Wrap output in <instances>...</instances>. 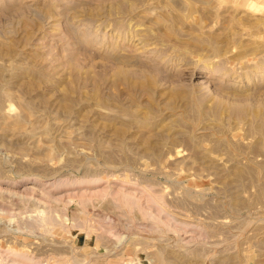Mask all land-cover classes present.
<instances>
[{
    "label": "rangeland",
    "instance_id": "374dc122",
    "mask_svg": "<svg viewBox=\"0 0 264 264\" xmlns=\"http://www.w3.org/2000/svg\"><path fill=\"white\" fill-rule=\"evenodd\" d=\"M0 253L264 264V0H0Z\"/></svg>",
    "mask_w": 264,
    "mask_h": 264
},
{
    "label": "bare ground",
    "instance_id": "6f19581e",
    "mask_svg": "<svg viewBox=\"0 0 264 264\" xmlns=\"http://www.w3.org/2000/svg\"><path fill=\"white\" fill-rule=\"evenodd\" d=\"M33 188V187H32ZM128 192H130L129 190H128ZM154 192V191H153ZM122 195V194H121ZM120 195V196H121ZM125 196V195H124ZM129 196V195H128ZM127 196V197H128ZM161 199H162V197H160ZM118 199V198H117ZM119 200V199H118ZM120 200H122V197H121V199ZM136 200V199H135ZM123 201V200H122ZM121 202V201H120ZM131 202V201H130ZM53 213V212H52ZM52 215V214H51ZM53 218V217H52ZM54 218H55V216H54ZM3 249V248H2ZM5 251H6V249H4ZM8 250H11V249H7V251ZM13 250V249H12ZM10 252V254H11V251H9ZM18 253H19V251H17ZM22 252V251H21ZM5 254V253H4ZM4 254H2V253H0V264H17L18 263V261H11L10 259L11 258H9L8 260H10L11 262L9 263H7L4 259H3V255ZM13 254L15 255V254H17V253H15V251L13 252ZM19 254H21V255H25V254H23V253H19ZM29 256V255H28ZM12 258H14V259H17L16 257L17 256H11ZM30 257V256H29ZM6 258V257H5ZM20 259H22V258H20ZM7 260V259H6ZM25 261V260H24ZM23 263V262H22Z\"/></svg>",
    "mask_w": 264,
    "mask_h": 264
}]
</instances>
